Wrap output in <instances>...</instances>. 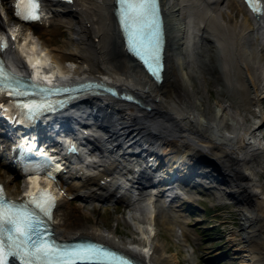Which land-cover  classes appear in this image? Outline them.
Here are the masks:
<instances>
[{
  "label": "bare ground",
  "instance_id": "bare-ground-1",
  "mask_svg": "<svg viewBox=\"0 0 264 264\" xmlns=\"http://www.w3.org/2000/svg\"><path fill=\"white\" fill-rule=\"evenodd\" d=\"M112 1L72 0L68 4L61 0H41L43 9L50 18L49 24L53 28L63 25L68 33L67 38L60 43L50 44L49 40L43 38L44 36L35 29L44 27L47 21L31 25L19 23L13 16V0H0L5 14L4 19L0 17V35H4L6 23L19 28V36L17 35L14 41L10 35L5 34L9 38V47L2 52L6 60L18 71L26 72L27 67L21 61L19 52L25 43L17 45V40H26L30 35L38 36L43 40V53L28 57L35 74L37 68L41 70L47 66L49 58L53 66L45 69L49 71L47 80H51L55 75H61L66 79L98 80L117 90L129 92L138 102L137 105L106 94H98L86 100L88 105L84 104L82 108L74 106L69 110L73 120L82 121L87 115L94 123L89 126L84 121L81 123L84 125H80L76 132L80 135L78 140H86L89 149L81 145L78 161H74L72 168L67 167L64 175L59 176V184L62 185L64 195L57 203L53 219L54 223L58 218L57 209L66 204L68 196L81 194L90 200L105 199L108 202L115 200L138 213L116 218L117 222H122L130 229L129 232L138 235V238L133 237L128 242L115 240L117 230L111 235H105L99 229L90 230L77 223V219H73L70 212L63 214L64 228L67 232L57 233L53 227L55 238L57 240L87 238L127 254L138 264H181L176 254L171 257L164 256L167 248L158 239V227H167L168 231L187 242L191 234L186 229L188 223L186 225L177 220L184 214L174 215L176 221L180 223L175 222L166 226L165 220L159 222V219L165 217L163 206H167V209L173 204L167 205L165 200H156L154 203L147 201L150 199L146 193L149 195L153 193L148 189V184L154 181V177L141 162L136 164L135 169L138 170L135 173L131 162L134 157L127 155L132 151L143 154L146 151L157 150L162 144L165 147L160 149L161 153L168 154L160 160L164 161L167 157V161L165 164L160 161L159 168L155 167L153 171L157 174H168L172 171L176 173L175 176L184 178V181L182 179L178 180V183L175 181L176 184L182 185L178 189L190 192V189L195 188L193 185L200 184L199 179L209 184L219 182V178H223L232 186L234 195L252 206L251 212L243 216L244 224L240 230L242 234L237 237L244 244V254H241L242 260L239 264H264L260 263L262 252L258 250L264 249L260 242L261 233L264 231V190L257 191L260 189L256 179L258 174L249 167L256 154L264 152V112L256 116L249 108L236 104L232 98L221 92L217 108L210 114L203 102L205 97L200 93V89L207 84L203 83L204 75L216 74L215 69L207 61L210 51L208 44H212L222 61L224 73L223 78L218 75L219 79L227 85L234 86L229 78V70L232 71L233 61L234 63L238 61L241 65L236 69L238 71L233 72L234 74L237 72L240 78L239 73H242L241 69L244 70L252 90L250 102L247 99L244 102L254 107L262 104L264 14L257 21L251 18L243 0H159L166 19V43L163 49L162 78L155 84L124 51L112 14ZM224 5L230 10H225ZM241 13L243 18H240ZM70 14L77 16L76 27L70 21L63 20L64 15ZM251 23L255 27L252 28ZM251 28L258 33L253 44L260 48L259 61L262 64L248 62L251 59L244 34ZM196 48L200 56L199 68L190 57ZM257 71H260V74ZM244 90L241 89L244 96H249V91ZM246 113L255 116L258 121L246 124ZM43 130H40L43 136L49 134L50 129ZM5 132L0 124V134L4 135ZM57 139L63 154L66 145L75 143L73 137ZM26 147L31 149L32 145L28 144ZM40 151L42 150L35 155L38 156ZM1 155L5 157L3 153ZM123 156H127L128 161ZM1 161L3 162L0 166L8 176L0 179V183L4 184L8 197L16 199L19 195L13 190V184L14 173L19 166L8 164L6 158ZM189 165L204 168L206 174H200L198 167L194 169ZM52 166V175L57 174L58 170L61 172L63 167L59 161ZM214 175L216 179H213ZM118 178L121 182L124 179L128 180L129 191L120 193L114 189ZM28 179L29 186L26 188L29 189L52 186L48 179H43L45 183L41 182L39 177ZM75 179L77 180L75 184H68L69 180ZM203 189L210 190L208 185ZM222 191L226 192L223 189ZM207 193L212 194L210 191ZM136 197L137 201H134ZM170 216L168 217L171 218ZM144 217L149 218L151 222L148 223ZM73 228L76 231L72 232Z\"/></svg>",
  "mask_w": 264,
  "mask_h": 264
},
{
  "label": "rangeland",
  "instance_id": "rangeland-1",
  "mask_svg": "<svg viewBox=\"0 0 264 264\" xmlns=\"http://www.w3.org/2000/svg\"><path fill=\"white\" fill-rule=\"evenodd\" d=\"M224 9L227 11L230 10L226 5H224ZM4 15L3 6L0 5V17L4 19ZM240 18H243V13H241ZM49 19L50 18H47L45 20L47 23L44 27H36L35 29L44 36L43 38L48 39L50 44H58L67 38V30L63 25H58L53 28L49 24ZM63 20L70 21L75 27L78 24V19L75 14L64 15ZM164 21L166 22L165 18ZM165 22L164 28L166 26ZM251 24L252 28L255 27L253 23ZM252 28L244 34V38L246 37L247 46L249 48V57L251 59V61L248 62L262 64L259 61L261 57L260 48L253 44L256 42L258 33ZM13 33H18V27H15L11 23H6L4 26V35H11ZM23 42L25 43V46L19 50L20 59L27 65L29 64V56L32 54L36 55L43 53V40L38 36L30 35L26 40L24 39ZM208 45L210 51L207 61L209 65L215 69L216 74L211 73L204 75L203 77V83L206 82L207 84L200 89V93L205 97L203 102L206 105V111L210 114L214 112L217 108V102L219 98H221L219 93L222 92L228 98H232L236 104L244 105L243 107L249 108L252 113H256V116H260V113L264 112V99L259 107H254L252 104L248 103L246 105V102L244 101L247 99L248 102H250L252 96V90L247 81L246 73L240 68L242 73L238 72L240 74L239 78L236 74L237 72L235 74L233 72L238 71L236 69L240 67L241 63L239 65L238 61L237 63H234L233 61L232 71L229 70V78L232 80L231 82L234 83V86L223 83L218 77V75H220L221 78H223L222 75L224 73L222 61L219 57L220 55L212 44ZM197 51L198 49L196 48L195 52L192 53L190 57H192L191 59L197 63V67L199 68L200 56ZM47 63L48 66H53L51 59L49 58ZM257 72L260 74V71ZM241 89L248 90L250 93L249 96H244ZM246 115V124H252L258 121L255 116L249 113H246ZM166 159L167 157L165 160ZM1 160L3 159H0V164L3 162ZM249 167L254 173L257 172L258 174L256 179L260 189L257 191L264 190V152L262 154L257 153L253 163L250 164ZM3 169L4 168L0 166L1 180L8 176V174L3 172ZM214 176L216 178V175ZM14 178L15 182L13 184V190L17 191V194L19 195L27 186V178L18 173H14ZM221 179L219 178V182H210L209 184L199 179L200 184L193 185L195 188L192 190L190 189V192L179 188V194L176 195L177 198L173 205L162 210L164 211L165 217L159 219L160 223L165 220L166 226H168L175 222L182 221L186 223V225L188 223L186 229L191 233L186 242L176 237L175 233L168 231L166 229L167 227L159 226L158 239L162 241L167 248L164 252V256L171 257L176 254L181 264H239L242 260L241 254H244V244H242L237 237L239 234H242L240 230L242 224H244L243 216L251 212L252 206L234 195V193H232V186L228 181L223 178ZM42 181L43 180H41V182ZM75 182L76 180H70L71 185ZM205 185H208L210 190H204L203 187ZM222 189L226 192H223ZM209 191L212 194L207 193ZM261 195L262 194L259 196ZM64 212H70L73 219H77V223L81 224L83 227H88L90 230L99 229L105 235H111L114 230H117L118 234L114 237L115 240L128 242L131 241L133 237L136 239L138 238V235H132L129 232L130 229H128L122 222L116 221V218L121 217L122 215H138V213L133 208H126L117 201L108 202L107 200H90L80 194L69 196L66 198V204L58 208L56 211L58 218L54 221V228L57 233L67 232L64 228ZM178 213H183L184 215L178 219L174 218V215ZM170 215H172V217ZM144 218L146 219V217ZM176 219L179 221H176ZM146 221L148 223L151 222L149 218H147ZM74 229L75 228H73V230L71 229V231H76ZM232 232L234 233L232 234ZM261 235L262 238L260 239V242L264 248V231H262ZM258 250L262 252L260 255L262 262L260 263H264V249L261 248Z\"/></svg>",
  "mask_w": 264,
  "mask_h": 264
},
{
  "label": "snow or ice",
  "instance_id": "snow-or-ice-1",
  "mask_svg": "<svg viewBox=\"0 0 264 264\" xmlns=\"http://www.w3.org/2000/svg\"><path fill=\"white\" fill-rule=\"evenodd\" d=\"M260 2L248 0L257 13L264 12V7L256 6ZM118 3L121 5V26L125 30L130 50L144 61L153 75L158 76L161 65L156 0H118ZM15 7V15L24 21L39 18L40 0H15ZM15 38L13 33L12 39ZM8 47L9 38L0 35V50ZM36 71L39 74L40 69ZM35 89L49 93L57 90L33 84L26 77L13 75L0 61V93L7 91L9 95H27ZM16 103L33 112L45 106L43 101L20 100ZM27 204L35 205L38 211L29 209ZM54 205L55 198L43 189L31 195L22 205H15L11 201L5 204L0 191V236L6 235L8 241L5 245L0 239V264H5L6 254L16 258L20 264H56L58 260L72 257L99 261L100 264H138L134 258L100 244H87L72 249L59 245L51 239L47 230L48 221L44 219H50Z\"/></svg>",
  "mask_w": 264,
  "mask_h": 264
}]
</instances>
